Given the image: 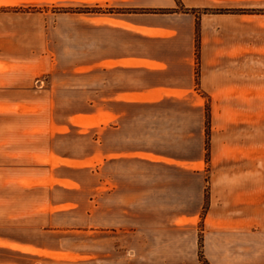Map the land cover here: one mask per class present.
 I'll list each match as a JSON object with an SVG mask.
<instances>
[{"label":"rangeland","instance_id":"374dc122","mask_svg":"<svg viewBox=\"0 0 264 264\" xmlns=\"http://www.w3.org/2000/svg\"><path fill=\"white\" fill-rule=\"evenodd\" d=\"M155 2L0 0V51L50 58V71L35 70L36 78L43 79V86H51L52 116L61 122L71 113L92 111L91 65L98 58L92 57L95 32L98 38L93 23L102 20L99 17L135 20L140 17L136 14L160 13L149 11L158 8L147 7ZM174 10L178 14H149L147 18L176 26L191 19L193 31L177 29L173 40L149 41V54L162 58L165 69L142 76L149 82L189 84L183 45L185 38L188 42L193 38L194 92H186L180 100L163 99L154 107L133 105L119 118L109 117L108 121L121 124L119 133L112 136L97 125H86L79 132L70 128L66 135L53 138V149L83 156L122 148L200 161L114 160L97 163L96 172L55 167V175L69 178L79 188H53V200L73 206L64 205L66 209L53 213L59 230L37 231L30 237L40 246L33 255L7 256L24 264H264V226L237 229L204 224L215 167L236 168L235 178L244 183L257 176L258 168L264 197V0H179ZM193 101L203 112L205 106L209 108L208 154L204 116L198 109H189ZM15 117L7 111L0 113V129L2 123L5 131L11 129ZM94 133L103 141L92 142ZM257 141L259 150L252 151ZM212 145L223 151L212 157ZM95 185L100 187L92 192ZM92 194L97 202L88 201ZM177 214L185 215L180 226L168 229V219ZM200 241L206 263L198 256Z\"/></svg>","mask_w":264,"mask_h":264},{"label":"crops","instance_id":"0c3cea01","mask_svg":"<svg viewBox=\"0 0 264 264\" xmlns=\"http://www.w3.org/2000/svg\"><path fill=\"white\" fill-rule=\"evenodd\" d=\"M176 6L175 0H156L147 7ZM149 14L171 16L178 13H140L136 14L140 17L135 20L131 17H99L102 20L93 23L98 38L95 32L92 57L98 58L93 60L91 65L92 111L71 113L61 122L52 116L54 103L51 86H43V79L36 78L35 70L40 73L50 71V58H30L0 51V113L7 111L17 116L10 122L11 129L5 131L3 123L0 129V207L5 211L0 213V264H24L7 255H33L35 249L40 246L30 237H34L37 231L45 234L59 230V225L53 224V213L66 209L64 205L73 206V203L68 201L53 200V188H79L69 178L55 175V167L62 166L73 170L85 168L96 172L97 163L114 160L135 158L147 162L200 161L198 157L187 159L122 148H109L99 155L92 152L83 156L61 153L53 149V138L66 135L70 128L79 132L85 130L86 125H91L92 128L97 125L106 130L108 136H112L119 133L121 124L116 120L108 121L109 117L119 118L122 112L133 105L140 108L154 107L163 99L180 100L186 92H194V75L193 70L192 74L190 71L194 57L193 38H190L189 42L188 38H185L183 45V62L185 61L189 68V84L180 87L164 80L149 82L142 76V73L148 72L163 73L165 69L162 58H157V54H149V41L173 40L177 36V29L193 31L191 19L188 24L176 26L164 21L151 22L147 18ZM133 72L138 73L134 78L131 76ZM202 79H205V76H202ZM190 106L192 108L189 109H198L202 112V117L204 116L203 108L198 106L197 102H191ZM101 110L114 112L105 115L100 113ZM116 110L118 111L115 112ZM217 136L220 137L219 134ZM91 139L92 142L97 139L103 141L102 136L99 138L95 133ZM257 143L252 144V151L254 148L259 150V141ZM222 151V147L218 151L211 146L212 157ZM252 156L254 160L255 156ZM153 157L156 159H152ZM175 166L177 169L187 170L179 165ZM256 171L257 176L253 175L251 182L244 183L235 178L236 168L230 169L220 165L213 169L209 202L204 216L205 227L238 229L249 225L251 228L260 229L261 225L264 226V197H261L258 168ZM190 172L198 173L197 170ZM232 173L234 176L231 178L222 177L223 174ZM99 187L100 185L92 186L91 191L94 192ZM244 187L247 188L246 192ZM203 196L202 192V201ZM88 201L97 202L96 195L92 194ZM184 216L177 214L168 219L167 228H178ZM151 252L150 259L153 260L154 252ZM156 254L157 257L158 252ZM142 259L144 260V253L141 254Z\"/></svg>","mask_w":264,"mask_h":264},{"label":"trees","instance_id":"16d2710c","mask_svg":"<svg viewBox=\"0 0 264 264\" xmlns=\"http://www.w3.org/2000/svg\"><path fill=\"white\" fill-rule=\"evenodd\" d=\"M176 4H179V0H175ZM175 8H158V9H150V12H160V13H170V12H174ZM209 108L208 107H204V132H205V150H206V154H208V135H209ZM207 200V195L205 193V202ZM201 238V235H200ZM201 246H202V242H199V250H198V256L199 259L203 262L206 263L207 261L204 259L202 251H201Z\"/></svg>","mask_w":264,"mask_h":264}]
</instances>
